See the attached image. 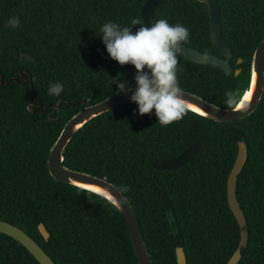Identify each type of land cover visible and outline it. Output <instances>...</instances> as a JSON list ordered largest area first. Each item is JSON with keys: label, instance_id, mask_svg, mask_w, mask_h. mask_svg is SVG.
Wrapping results in <instances>:
<instances>
[{"label": "trees", "instance_id": "16d2710c", "mask_svg": "<svg viewBox=\"0 0 264 264\" xmlns=\"http://www.w3.org/2000/svg\"><path fill=\"white\" fill-rule=\"evenodd\" d=\"M146 1L0 0V74L4 83L9 81L6 87L0 82V220L23 230L55 264H138L116 206L55 182L47 160L65 124L82 108L77 103L93 105L115 95L111 78L118 73L134 86V66L112 60L97 33L108 21L144 23ZM218 2L231 74L178 57L177 76L184 91L232 109L249 88L253 54L264 39V0ZM14 16L20 25L12 29L7 22ZM155 19L183 24L190 31L184 46L221 57L211 42L209 12L201 0H165L155 9ZM24 78L29 79L26 85ZM57 81L64 91L51 96L48 86ZM228 92L235 94L231 106ZM61 100L71 104L63 103L59 113L52 108L40 112ZM39 104L41 110L29 109ZM136 107L128 104L84 125L66 147L63 165L104 179L125 195L153 264H177V247L183 248L187 264H226L240 238L226 185L238 143L244 142L248 159L236 194L249 238L238 264H264V93L254 113L228 124L188 110L161 127L154 115H134ZM197 140L205 146L188 164L154 168ZM40 224L48 240L41 236ZM0 264L39 263L0 233Z\"/></svg>", "mask_w": 264, "mask_h": 264}, {"label": "water", "instance_id": "95a60500", "mask_svg": "<svg viewBox=\"0 0 264 264\" xmlns=\"http://www.w3.org/2000/svg\"><path fill=\"white\" fill-rule=\"evenodd\" d=\"M163 1L165 0H147L143 5L141 10V18L147 26H151L155 22V9ZM201 1L206 4L209 12L211 42L221 57L200 52L184 45L182 46L183 51L179 57L194 64L218 67L225 73V75L229 76L231 74L229 60L231 59L232 55L230 49L222 39L219 2L218 0ZM237 63H242V60L239 59ZM250 72V85L248 90L252 85L254 74V91L249 104L244 108L238 109L237 107L239 104H237L232 109H224L208 103L202 98L183 90L186 101L190 105H193L203 111L204 115L198 114L197 112H194L190 109L188 110L205 117L212 122L220 124H228L250 116L258 108L264 93V86L259 87L258 90V83L260 82L264 84V39L259 43L254 51ZM239 73L240 70H237L235 75H239ZM12 81L17 82V79L14 78ZM0 82L4 87L9 84V81L6 83L3 82L2 74H0ZM28 82L29 79L24 78V84L26 85ZM246 92L247 91H245L244 94ZM130 96V92L120 93L93 105H89L87 101L77 103V105H82V108L73 117H71L63 127L59 137L50 150L47 160V167L50 177L57 183L68 184L75 187H77L75 184L91 185L107 193L112 198V200L106 196L100 194L97 195L102 196L110 201L116 206L122 215L128 229L129 237L138 264H153L143 239L142 230L136 212L125 195L113 184L107 182L104 179L70 170L63 165L64 151L74 136L79 132V130L93 119L131 104L132 102L130 101ZM63 103L71 104L69 101L61 100L58 104L47 105L43 109L42 104H39L38 106H30L29 109H42L40 112L45 113L48 108H52L57 110L59 113L60 106ZM204 146L205 144L203 142L197 140L189 148L184 150L179 156L171 160L161 161L155 164L154 168L156 170L178 169L192 161L194 157L204 148ZM247 159V147L244 142H239L237 156L227 179L226 196L228 206L239 225L240 238L237 249L226 264H238L242 258V250L245 249L248 244V224L236 194L238 177L244 165L246 164ZM38 230L44 240L49 239V233L42 224L39 225ZM0 233L14 239L17 243L24 247L39 264H55L54 261L45 253L43 248L20 228L0 220ZM176 261L177 264H187L185 252L181 247L176 248Z\"/></svg>", "mask_w": 264, "mask_h": 264}, {"label": "clouds", "instance_id": "9594fccd", "mask_svg": "<svg viewBox=\"0 0 264 264\" xmlns=\"http://www.w3.org/2000/svg\"><path fill=\"white\" fill-rule=\"evenodd\" d=\"M19 25L20 20L15 16L7 22L12 29ZM131 25L108 21L100 26L99 33L96 32L112 60L121 66L130 64L136 70L134 86L118 73L111 78V87L116 85V94L131 93L130 101L137 106L134 115H154L156 122L166 127L182 119L190 106L177 76L178 57L182 46L190 39V31L181 23H169L168 19L155 20L151 26L133 19ZM63 91L64 84L59 81L48 86L51 96H60ZM226 96L231 106L235 94L228 92Z\"/></svg>", "mask_w": 264, "mask_h": 264}, {"label": "bare ground", "instance_id": "6f19581e", "mask_svg": "<svg viewBox=\"0 0 264 264\" xmlns=\"http://www.w3.org/2000/svg\"><path fill=\"white\" fill-rule=\"evenodd\" d=\"M254 91V74H253V80H252V85L250 87L249 90H247V92L243 95V97L241 98L240 102L238 103V109L244 108L245 106H247L251 100L252 97V93ZM190 105V104H189ZM190 110H193L194 112H197L198 114L204 115V112L201 111L200 109H198L197 107L190 105L189 106ZM77 187L83 189V190H87L89 192H93L96 194H100L103 196H106L107 198H109L110 200H112V198L105 193L104 191H102L101 189L91 186V185H85V184H75Z\"/></svg>", "mask_w": 264, "mask_h": 264}, {"label": "snow or ice", "instance_id": "6c2138e0", "mask_svg": "<svg viewBox=\"0 0 264 264\" xmlns=\"http://www.w3.org/2000/svg\"><path fill=\"white\" fill-rule=\"evenodd\" d=\"M261 86H264V84H262V83H258V90H259V87H261Z\"/></svg>", "mask_w": 264, "mask_h": 264}]
</instances>
